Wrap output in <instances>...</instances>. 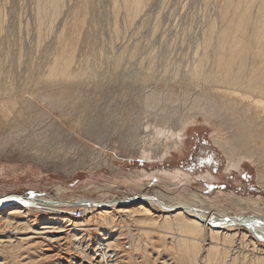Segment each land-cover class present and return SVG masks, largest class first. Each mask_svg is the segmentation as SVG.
Here are the masks:
<instances>
[{
  "label": "rangeland",
  "instance_id": "obj_1",
  "mask_svg": "<svg viewBox=\"0 0 264 264\" xmlns=\"http://www.w3.org/2000/svg\"><path fill=\"white\" fill-rule=\"evenodd\" d=\"M179 1L173 2L179 5ZM92 3L95 9L89 15L90 21L75 29L68 26L66 31H79L78 56L82 57L89 51L88 62L94 63L100 77L107 79L111 73L121 74L123 70H114L113 67L117 52L113 48L114 44L117 45L115 18L108 0H90V6ZM3 5L7 31H3L5 36L1 34L3 38L0 37V88L10 89V93L5 95L0 92V194L30 197L45 195L68 200L80 196L95 199L104 193L105 197L119 200L141 193L152 195L161 192L196 201L191 197L194 192L202 198L207 196L210 199L208 204L219 205L218 207L225 208L228 212L240 209V204L234 201L238 197L264 196V190L258 182L261 168L253 161L259 160L263 153L262 147L264 150V139L258 134L262 132L260 123L250 121L244 114L237 116L233 111L232 115L224 112L222 116L235 122L232 129L215 126L206 118V114L196 112L199 110L198 106L202 107V100L194 98L193 95L171 98L175 95L172 93L166 99L155 100L156 105L167 106L172 110L168 125L172 126L179 114L189 111L194 112L192 114L195 117L188 120L186 130L179 138L180 146L169 148L161 157L145 158L137 148L139 128L134 119L139 107L146 104V94L158 96L159 92L147 90L146 86L141 87L138 84L122 86L109 79L98 86L100 90L96 88V91L99 90L98 94L94 92V86L90 82H87L86 89L81 93L77 90L69 91L66 88L67 83L53 80L43 82L46 66L51 60V49L47 41L40 48L34 49L36 47L31 18L34 0H4ZM162 5L163 2L158 3L154 10L139 21V53L131 59L126 56L122 63L128 67V71L139 68V72L151 71L161 75L163 63L166 61L167 69L178 72L175 82L183 84L186 82V66L197 58L204 57V62L212 59L210 49L203 46L202 39L198 37L199 28L207 20L216 24L219 22L213 20L214 13L208 7L202 6L200 0H184L183 5L178 6L177 12L174 10L173 14L160 21L155 15ZM15 14L23 19L24 25L26 20L29 21L27 29L25 27L21 30V36L18 31L13 30ZM118 21L122 23L120 18ZM152 28L157 31L150 41L148 38L151 35L148 32ZM160 31L163 33L160 34ZM131 39L132 42L135 41V37ZM87 41L91 43L87 44ZM19 43L23 44L21 54H18ZM124 54L128 55L127 48ZM151 55L153 58H149ZM43 93L49 94L52 100L50 104L48 99L46 101L40 97ZM14 99L22 101L14 102ZM97 99L99 101L95 104ZM25 102L31 105H24ZM82 105L89 109H98L96 113L89 112L84 116L83 127L75 126L76 117L70 119V114ZM66 107H69V111L64 116L60 108ZM150 131L147 132L145 140L149 138V142L156 141L153 140V135L150 134L149 137ZM230 135L235 141L234 144L230 143L234 149L233 155L238 156V159L242 158L240 170L226 169L230 154L221 147L223 144L215 142L217 137L224 145L228 144ZM158 143L161 148L166 149L171 140L160 136ZM66 144H73L76 149L75 152L68 153L69 156H66V151L60 150ZM262 158L264 159V155ZM177 169L186 175L166 181L167 177L162 173L175 175ZM57 186L63 190L58 191ZM73 209L70 208L72 216ZM48 215V212L31 209L25 220H36V224L32 226L39 227ZM17 221L21 222L18 219ZM126 224L121 221L118 226H114L116 230L106 233L107 235L96 232L95 226H87L88 231L78 234L81 239L80 247L84 252L77 249L78 241L69 235L73 233L70 231V237L66 240L50 244L52 252L44 251V245L25 248L24 261L28 264H99L100 256L96 254L98 251L92 250L94 240L108 236L109 240L119 238L116 252H108L109 255L112 254L108 258L109 263L178 264L170 251L164 247L155 249L152 242L148 245L142 244L139 247L143 249L141 251L134 250L137 248L134 246V236L126 230ZM2 229L6 230L7 227L2 225L0 230ZM244 229L248 231L246 227ZM2 234L4 233L1 232L0 236ZM7 234L9 232L4 235ZM249 235L253 240L259 241L251 233ZM151 237L154 241L155 233ZM143 251H146L145 254ZM148 251L150 255L147 256ZM47 254L56 257L52 255V258L47 259Z\"/></svg>",
  "mask_w": 264,
  "mask_h": 264
},
{
  "label": "bare ground",
  "instance_id": "obj_2",
  "mask_svg": "<svg viewBox=\"0 0 264 264\" xmlns=\"http://www.w3.org/2000/svg\"><path fill=\"white\" fill-rule=\"evenodd\" d=\"M1 1L0 37L3 31H7L4 0ZM75 1L34 0V7L31 11L36 47L34 49L40 48L45 41L51 49L49 52L51 60L46 66L43 82L53 80L67 83L66 88L70 89L69 91L77 90L78 93L86 89L85 85L90 82L94 86V92L97 93L100 90L98 86L109 79L122 86L138 84L141 87L146 86L147 90L159 92L158 96L146 94V104L139 107V112L136 111L134 119L139 128L137 148L143 157H161L169 148L180 146L179 138L184 134L188 120L195 117V114H192L194 112L189 111L182 115L179 114L172 126L168 125L172 110L167 106L156 105L155 100L166 99L172 93L175 95L171 98L193 95L194 98L202 100L203 105L198 106L199 110L196 112L206 114L211 124L218 127L224 126L232 129L235 125L234 121L222 118L224 112L232 115L234 111L237 116L244 114L250 121L260 123L262 132L258 134L264 139V0H200L202 6L208 7L214 13L213 20L219 22L216 24L207 20L198 31V37L202 39L203 46L210 49L212 59L204 62V57L197 58L186 66V82L183 84L175 82L178 72L167 69L166 61L163 63V71L160 75L151 71L139 72V68L135 71L131 69L128 71V67L124 66L122 60L126 56L129 59L134 58L139 53L140 20L154 10L158 3L163 2L160 11L155 15L157 19L163 21L173 14L174 10L177 12L178 6L183 5L184 0H178L179 5L176 2L174 4V0H108L115 18L114 32L117 43L113 45L117 51L115 55L113 54V67L114 70L120 68L123 70L121 74L111 73L107 79L100 77L94 63L88 62L89 51L82 57L78 56L79 31L73 30L69 33L66 31L68 26L75 29L87 24L90 21L88 20L89 15L95 9L92 7L95 1H91L93 2L91 6L90 0ZM119 18L122 23L118 21ZM26 21L24 25L23 19L21 20V17L15 14L13 30L18 31L20 36L21 30L25 27L27 29L29 25V21ZM156 31V28H152L148 32L151 35L148 39L154 36ZM160 32V34L163 33V31ZM132 37H135L134 42H132ZM86 39L90 41L89 37ZM89 41L87 44L91 43ZM22 48L23 44L19 43L18 54L22 53ZM126 48L128 55L124 54ZM149 58H153V55ZM96 88L99 90L96 91ZM9 91L10 89L0 88L2 94L6 95L10 93ZM40 97L46 101L48 99L49 104L52 101L48 93H43ZM13 101L18 102L22 99ZM98 101L97 99L95 104ZM23 104L31 105L29 102ZM97 109L94 107L89 109L83 105L76 107V111L70 114V119L76 117L74 125L83 127L84 116L89 112L96 113ZM60 111L67 116L69 107L60 108ZM148 129L151 130L149 137L150 134L153 135V140L156 141L149 142V138L145 140ZM160 136L171 140L168 148H161L158 143ZM215 142L223 144L221 147L230 154L226 169L240 170L242 158L238 159V156L233 155L234 149L230 146V143H235L233 137L230 135V139L227 140L229 143L225 145L217 137H215ZM61 149L67 152L66 156L76 151L73 144L63 145ZM262 151L259 160L253 161L261 168L258 173V182L261 185L260 188L264 190L263 147ZM162 175L167 177L166 181H170L171 178L179 179L186 174L177 169L175 175L168 173H162ZM56 189L63 190L60 186ZM6 195L0 194V197ZM191 197L198 202L155 192L152 195L141 193L119 200L105 197L103 193L100 198L95 199L80 196L63 200L45 195L29 196L35 203L33 206L19 203L2 206L0 203V228L2 225L7 227L6 230H0V234L9 232L6 236L4 234L0 236V264H28L23 256L24 250L26 253L25 248L44 245L42 247L44 251L51 250L52 252L50 244L66 240L69 235L74 236V240L78 241V243L75 241L77 249L84 252L80 247L81 239L78 234L88 231L87 226H95L96 232L107 235L115 231L114 226H118L121 221L127 223L126 230L134 236V246L137 247L134 250L141 251L143 249L139 247L142 244L148 245L152 242L155 249L164 247L170 251L178 264H264V196L234 199L235 203L240 204L238 206L240 209L236 212H228L224 210L225 208L218 207L219 205L208 204L210 199L207 196L202 198L192 192ZM75 207H81L82 217L75 218L71 215L70 208L76 209ZM31 209L49 213L41 226H32L36 224V220H25V216ZM21 217L24 218L21 219ZM244 227L249 232L245 231ZM70 231L73 233L69 234ZM153 233H155L157 242L151 237ZM248 233L260 242L253 240ZM118 239L109 240L108 236H101L94 240L95 245L92 250L98 251L96 254L100 256L99 264H117L112 263L113 261L109 263L108 258L116 252ZM165 240L168 241L165 242ZM108 252L112 254L109 255ZM143 252L145 254L146 251ZM149 253L148 251L147 256ZM52 255L47 254L46 258L56 257Z\"/></svg>",
  "mask_w": 264,
  "mask_h": 264
},
{
  "label": "water",
  "instance_id": "obj_3",
  "mask_svg": "<svg viewBox=\"0 0 264 264\" xmlns=\"http://www.w3.org/2000/svg\"><path fill=\"white\" fill-rule=\"evenodd\" d=\"M0 203L2 206H6L8 204L19 203L26 206H33L35 203L32 202V199L29 198V195L26 196H18V195H6L0 197Z\"/></svg>",
  "mask_w": 264,
  "mask_h": 264
},
{
  "label": "built area",
  "instance_id": "obj_4",
  "mask_svg": "<svg viewBox=\"0 0 264 264\" xmlns=\"http://www.w3.org/2000/svg\"><path fill=\"white\" fill-rule=\"evenodd\" d=\"M82 215H83V210L81 208L74 209L73 216L75 218H80V217H82Z\"/></svg>",
  "mask_w": 264,
  "mask_h": 264
}]
</instances>
